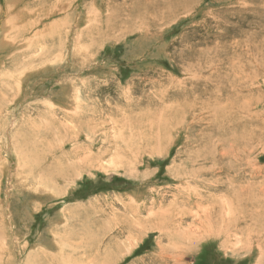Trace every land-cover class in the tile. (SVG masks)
Wrapping results in <instances>:
<instances>
[{"label":"rangeland","instance_id":"obj_1","mask_svg":"<svg viewBox=\"0 0 264 264\" xmlns=\"http://www.w3.org/2000/svg\"><path fill=\"white\" fill-rule=\"evenodd\" d=\"M175 1L0 0V264H264L257 189L238 228L223 209L192 249L126 229L195 160L264 180V0H179L168 15Z\"/></svg>","mask_w":264,"mask_h":264},{"label":"bare ground","instance_id":"obj_2","mask_svg":"<svg viewBox=\"0 0 264 264\" xmlns=\"http://www.w3.org/2000/svg\"><path fill=\"white\" fill-rule=\"evenodd\" d=\"M8 1L10 2V0ZM178 4H179V0L175 1L171 7H168L167 9L169 13L168 15L172 14L173 9L179 6ZM11 10H12V6L10 4L7 10V14L9 15V17L7 18V20L4 21V26H3V32H4L3 33L4 34L3 44H5L6 42L8 43L6 38L9 36L8 35L9 32L15 28V26L13 27L12 22H14V20L18 18V17L16 18V15H14L13 13L11 14V12H13ZM163 10L164 8L161 9V12L159 15L150 13V19H152L154 23L155 22L158 23L160 20H163V18L166 17L164 13L165 11ZM100 17H101V12L100 13L95 12L94 18L98 20L99 22L101 19ZM142 23H145V24L144 26H141V27H145V28H149V26L152 24L150 20H146V22H142ZM231 65H233L232 62L228 61L227 67H224L225 65H221L220 69L225 78L228 77L234 81L237 78V74H236L237 70L233 68L234 66L231 67ZM253 76L255 79H258L259 77V75L257 74H254ZM225 154L226 152L222 153L223 156ZM234 162L235 164L232 168H230L231 166L230 167L228 166L227 170H225L224 166L219 165L218 160H216L215 158H213V161L209 162L210 166H208V164L202 166V163H199L198 160L193 161L191 163V166L197 164L198 167H196V169H192L189 173L183 174L184 176L182 175V178L186 177L184 179H187V180H185L184 182H180V185L177 186L176 188L177 192L173 194L172 199L168 201L164 195H162L159 200L154 199L153 203L159 205L158 206L159 211L157 212V214H154V216L151 217V219H149L145 223L140 221L139 228H138L139 230L136 228V225L134 224L133 226L130 225L128 228H126L127 231H131V234L132 232H137V231L141 232L143 230L142 226H145L146 228L147 223H150L149 224L150 228H154V229L157 228L158 230L162 232V235L164 237L166 236L170 238V233L171 234L174 233V235L177 236L176 238H179V236L181 238L182 236V238L186 240V243L189 246L188 248H190L191 241L193 243V241L197 242L201 240L204 234H207L209 231L212 230V229L211 230L209 229L208 231L207 226L209 225H206V224L209 223L211 219L216 218L217 216L221 215V211H223V209H226V211L224 212H226L227 214L222 215V219L225 222L227 221V223H231L235 228H238L241 225V222H240L241 220L239 221L240 216H242L245 219V217L241 214L238 217V212H236L237 209L235 210V207L236 206L238 207V205H239V208L244 209L246 212L248 210L247 216L248 217L250 216L251 220L255 219L253 217H255L256 214L259 215V214H262L263 212L264 197H263V202L261 199H259V196H256L257 194L254 195L250 199L247 197L246 207L248 209L243 208V203H244L243 197L246 196L250 191L255 190V189L259 191L260 195L262 194L264 196V180L258 181V175L256 173L257 167L254 168L252 166L250 170V173H252L250 175L251 178L246 179L245 175L247 174L245 173L247 171L245 172L244 169L240 166V164L236 160H234ZM208 175H210L209 178H207ZM198 179L200 181H198ZM219 184L225 185L226 189H230L233 192L238 193L237 201H233V200L230 201L231 206H227L229 202H226L225 199L221 198L220 193H222V191L220 189ZM203 186L207 189V191H202L201 189H199L200 187H203ZM236 202L238 204H236ZM254 212L256 214H254ZM213 220L215 221V219ZM213 220L211 221V223H213ZM218 221H220V219ZM246 221L247 223H243L242 226L250 227V224L248 223L249 222L248 219ZM247 227L240 228L238 230H241V229L247 230L248 229ZM170 228L172 229L170 230ZM251 230L249 228V231H248L249 235L253 231ZM210 235L211 234H209V236ZM53 246L56 247L55 241H54ZM166 257L170 259V255H167ZM117 262H119V259H117Z\"/></svg>","mask_w":264,"mask_h":264}]
</instances>
